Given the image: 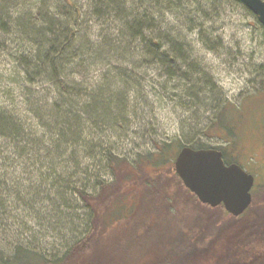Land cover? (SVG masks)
<instances>
[{
	"label": "trees",
	"instance_id": "16d2710c",
	"mask_svg": "<svg viewBox=\"0 0 264 264\" xmlns=\"http://www.w3.org/2000/svg\"><path fill=\"white\" fill-rule=\"evenodd\" d=\"M91 1L116 30L113 38L100 35L93 42L81 34L84 11L77 0H7L16 17L8 14L12 25L0 29L18 34L22 74L0 86V264H264V209L256 210L254 201L264 188L254 190L251 205L235 216L223 204L203 203L175 170L183 146L227 151L230 138L226 146L153 138V149L133 162L92 138L103 125H116L113 109L123 113L129 99L114 80L105 85L74 77L104 53L119 60L126 55L133 69L153 63L170 79L182 63L185 77L200 71L189 61L178 24L166 16L178 11L179 0ZM200 8L199 17L188 13V26L209 19ZM119 69L126 88L140 86L133 69ZM242 110L225 99L205 134L214 129L220 138L231 135ZM99 156L109 178L82 165ZM184 203L194 205L185 209ZM34 218L47 223L63 247L42 248L28 232Z\"/></svg>",
	"mask_w": 264,
	"mask_h": 264
},
{
	"label": "rangeland",
	"instance_id": "374dc122",
	"mask_svg": "<svg viewBox=\"0 0 264 264\" xmlns=\"http://www.w3.org/2000/svg\"><path fill=\"white\" fill-rule=\"evenodd\" d=\"M77 1L84 11L82 35L87 34L93 42L100 40V35L116 36V30L109 29L107 19L102 17L104 12L100 4L91 0ZM200 4L207 9L209 19H198L195 25L188 26V13H195L198 17L202 15L199 13ZM243 4L235 0H202L197 4L179 0L180 7H176L179 16L177 12L167 11V19L176 22L178 32L186 38L191 55L189 61L200 71L198 75L185 77L183 72L188 66H184L186 63L180 60L183 67L178 73L180 76L170 79L165 68L146 63L141 57L134 60L140 59L146 65L133 69L126 55L119 60L108 52L89 66L88 71L84 68L77 70L74 73L77 80L92 79L105 85L112 84L114 80L118 82L116 89L119 86L118 89L122 88L129 96L123 113L113 109L117 115V120L113 121L116 125L110 127L102 124L101 130L92 138L111 147L117 154L127 156L131 162L138 158L139 153L145 154L153 149V138L175 140L179 144L200 138L211 146H226V138H230V148L239 152L243 167L255 173L254 190L264 188V26ZM0 5L5 6L2 10L6 9L5 13L2 11L3 19H0V26L4 29L13 23V18L10 20L8 14H14L15 18L16 12L15 8L8 7L10 4L7 0H0ZM3 29H0V86L5 88L12 84L17 75L22 74V68L15 53L18 34L14 33L12 27L11 31ZM122 67L134 70L140 86L129 90L119 81L118 71ZM91 69L94 70L91 72ZM212 83L215 87L211 89ZM42 86L46 87L47 84ZM199 86L206 89L197 94L195 92ZM225 99L242 106L239 122H236L232 134L225 138L215 134L214 129L205 134L206 124L216 117L217 108ZM84 135L88 136L87 132ZM99 158L101 156L85 159L82 165H89L92 171L99 170L109 178L110 175L104 171V160ZM261 191L260 196L257 192L254 198L258 206L256 210L260 211L264 209V190ZM194 203H184V208ZM81 211L84 213L83 209ZM46 224L41 218H34L29 221L28 232L42 248L56 251L63 247L62 238L54 237Z\"/></svg>",
	"mask_w": 264,
	"mask_h": 264
},
{
	"label": "water",
	"instance_id": "95a60500",
	"mask_svg": "<svg viewBox=\"0 0 264 264\" xmlns=\"http://www.w3.org/2000/svg\"><path fill=\"white\" fill-rule=\"evenodd\" d=\"M264 26V0H240ZM175 170L185 186L203 202L223 204L238 216L252 203L255 177L238 163L227 164L221 149L183 146L175 158Z\"/></svg>",
	"mask_w": 264,
	"mask_h": 264
},
{
	"label": "flooded vegetation",
	"instance_id": "af4514ba",
	"mask_svg": "<svg viewBox=\"0 0 264 264\" xmlns=\"http://www.w3.org/2000/svg\"><path fill=\"white\" fill-rule=\"evenodd\" d=\"M221 151L223 153V158H224V160H225V162L227 164L238 163V164L242 165L239 152L236 151V149H231L230 148V149H227V151H223V150H221ZM248 172H250V171H248ZM250 173H252L254 175V177H255L254 186H253V189H252V190H254V187H255V184H256V176H255V173H253V172H250Z\"/></svg>",
	"mask_w": 264,
	"mask_h": 264
}]
</instances>
